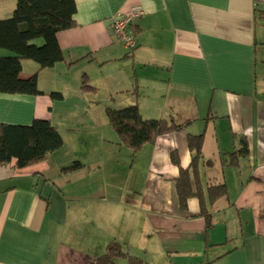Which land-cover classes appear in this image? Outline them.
Segmentation results:
<instances>
[{"label": "crops", "instance_id": "crops-1", "mask_svg": "<svg viewBox=\"0 0 264 264\" xmlns=\"http://www.w3.org/2000/svg\"><path fill=\"white\" fill-rule=\"evenodd\" d=\"M74 2L76 26L56 35L64 62L38 73L39 90L61 98L0 94V124L48 118L63 141L44 161L22 170L13 163L0 167V264H93L113 241L145 264H264V62L257 61L264 23L256 14L264 0ZM15 8L16 0H0V21ZM134 8L142 15L132 21L136 48L130 51L112 23ZM104 63L114 65L105 75ZM65 70L79 91L76 107L68 106ZM36 71L26 61L19 78ZM84 76L96 95L97 78L110 86L97 108L107 102L122 108L117 97L124 94L143 118H171L182 128L140 152L148 158V182L137 183L126 162L120 166L104 149L92 101L80 89ZM83 114L95 122L66 123V115ZM187 134L203 135L202 155L216 162L200 169L203 189H227L205 203L209 223L196 198L181 209L174 188L179 167L170 153L188 167ZM240 138L248 142V155L236 167L220 165L227 154L221 153L239 148ZM73 161L83 167L64 172Z\"/></svg>", "mask_w": 264, "mask_h": 264}, {"label": "trees", "instance_id": "trees-1", "mask_svg": "<svg viewBox=\"0 0 264 264\" xmlns=\"http://www.w3.org/2000/svg\"><path fill=\"white\" fill-rule=\"evenodd\" d=\"M75 12L74 0H16L12 16L0 21V50L8 53L0 56V94L48 96L52 101L61 98L59 93L46 94L39 90L38 73L64 62V54L56 35L76 26ZM256 14L258 20L264 23V9L257 8ZM262 28L264 35V26ZM36 40H41L42 44H35ZM26 61L35 63L37 71L28 79L22 80L19 74ZM80 89L95 90L87 83V76H84ZM105 115L117 137L118 145L128 149L133 155L153 145L159 137L177 134L182 130L171 118L144 119L136 105L118 109L107 107ZM203 142V135L187 134V148L192 154L188 167H180L179 156L175 151L170 153V161L179 167L174 188L180 208L185 209L189 200L196 198L200 215L209 223L211 214L205 203H214L224 197L227 189L225 186L213 185L203 189L201 167L210 168L216 164L214 160L204 159ZM62 145L58 130L48 118L34 119L30 125L0 124V167L13 163L16 170H22L44 161L50 154L60 150ZM238 145L239 148L228 156L225 155L226 158L219 159L220 165L236 167L239 160L248 155L247 140L240 138ZM82 167L80 162L73 161L63 171L73 172ZM117 259H123L127 264H145L143 259L132 257L115 241L107 245L104 255L94 258L93 264H114Z\"/></svg>", "mask_w": 264, "mask_h": 264}, {"label": "rangeland", "instance_id": "rangeland-1", "mask_svg": "<svg viewBox=\"0 0 264 264\" xmlns=\"http://www.w3.org/2000/svg\"><path fill=\"white\" fill-rule=\"evenodd\" d=\"M263 27V26H262ZM37 45H41L42 41L41 40H36L34 42ZM264 48V35H260L258 37V52H257V61L258 63L260 62H264V49L262 50L261 48ZM29 62V65L32 66V64L34 66H37L35 63ZM110 67H114V65H109L108 63H104L100 66V68H102V72L105 75L107 73V69ZM72 72L71 74H67L66 70H65V74H62L64 76H62V79L66 80V83L64 84V86L68 89V93L67 95H71L72 97H70V99L67 98V102H68V106L71 107H76L75 103L79 100L78 98V94L79 91H77L76 89L73 90L72 85H71V81L73 80L72 78ZM106 79H102V78H97L96 80H94V84L97 87V94L96 95L93 91H83L84 93H87V100L88 101H92V104H90L91 108L93 109L94 113L96 114V119H97V123H98V128L102 131V134L104 136V141L106 142V147H104V149H109L110 151H112L115 155V159L118 160L119 165L120 166H124V163L126 162V167L127 169H130L132 172H135V176L134 178L136 179L137 183L142 182V180L144 179L145 182H148L147 180V176L145 175L146 173V169H148V158L140 153L133 155L128 149L124 148V147H120L118 145L117 139L114 138V132L111 130V128L109 127V124L107 122L106 119V115H105V108H113V109H118V106L116 104H111L109 102H107L106 104H102L101 106L98 107V100L99 101H103L101 100L102 98L104 99L105 96L109 93V89L110 86L109 84L106 82ZM93 83V81H92ZM89 84V83H88ZM90 85V84H89ZM93 85V84H92ZM84 95V94H83ZM120 99H123V107H127V106H131L132 102L129 101L128 99H126V96L124 94H120V97H117ZM116 98V99H117ZM104 105V106H103ZM67 106V107H68ZM66 114H68V111H65ZM66 123L72 124V125H79V127L85 126V124L90 120L89 115L83 114V115H79V116H71V115H66ZM73 118V119H71ZM146 119V118H144ZM95 122V120H92L88 123L93 124ZM105 124L107 126H105ZM81 134H83L84 132H79ZM111 134V137H110ZM71 135L75 136V139L78 140L79 138L77 137L76 132H72ZM229 143L231 142V137L225 139L224 143ZM75 152H79L81 147L79 146V144H75L74 146ZM232 150H225V152L221 153L222 157L225 153L226 156H228V152H233L235 150H233V148H230ZM238 149V148H237ZM224 155V158H226ZM130 179H133V174L131 173L130 175ZM211 181H208V184H211ZM147 185V183H146ZM208 186V185H207ZM207 192V191H205ZM200 193V192H199ZM198 201V200H197Z\"/></svg>", "mask_w": 264, "mask_h": 264}, {"label": "built area", "instance_id": "built-area-1", "mask_svg": "<svg viewBox=\"0 0 264 264\" xmlns=\"http://www.w3.org/2000/svg\"><path fill=\"white\" fill-rule=\"evenodd\" d=\"M142 15L140 8H134L127 13L113 18L112 32L126 49L133 51L136 47L134 35L130 29L131 22Z\"/></svg>", "mask_w": 264, "mask_h": 264}]
</instances>
